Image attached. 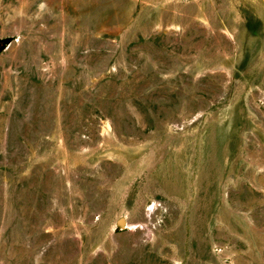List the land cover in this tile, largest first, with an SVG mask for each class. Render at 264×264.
<instances>
[{
    "label": "rangeland",
    "instance_id": "obj_1",
    "mask_svg": "<svg viewBox=\"0 0 264 264\" xmlns=\"http://www.w3.org/2000/svg\"><path fill=\"white\" fill-rule=\"evenodd\" d=\"M0 264H264V0H0Z\"/></svg>",
    "mask_w": 264,
    "mask_h": 264
}]
</instances>
